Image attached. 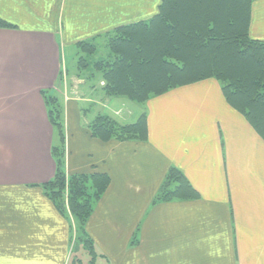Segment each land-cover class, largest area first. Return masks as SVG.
I'll list each match as a JSON object with an SVG mask.
<instances>
[{"label": "crops", "instance_id": "crops-1", "mask_svg": "<svg viewBox=\"0 0 264 264\" xmlns=\"http://www.w3.org/2000/svg\"><path fill=\"white\" fill-rule=\"evenodd\" d=\"M159 3L0 0V18L13 26L0 28V264L74 263L69 215L44 187L56 169L52 148L60 145L66 175L109 178L84 224L95 261L264 264V139L218 80L151 96L136 113L130 100L92 92L82 80L67 90L66 45L147 21ZM248 32L264 41V0L252 1ZM49 97L60 109L63 143L48 118ZM93 101L113 116L92 114ZM142 113L144 139H105L89 127L98 114L123 125ZM171 169L192 197H160L178 186L167 178Z\"/></svg>", "mask_w": 264, "mask_h": 264}, {"label": "trees", "instance_id": "trees-1", "mask_svg": "<svg viewBox=\"0 0 264 264\" xmlns=\"http://www.w3.org/2000/svg\"><path fill=\"white\" fill-rule=\"evenodd\" d=\"M252 1L160 0L157 13L149 20L121 25L110 32L113 34L107 46L111 58L95 63L92 57L96 47L91 40L78 42L76 48L91 57L90 68L93 64L101 71L105 95L136 103L177 86L214 78L222 84L226 100L264 139V41L249 36ZM0 27L13 26L0 18ZM88 58H79L83 59L79 66L88 67L84 62ZM46 101L50 123L63 143L59 106L50 97ZM89 127L93 135L105 139L114 135L144 139L146 118L142 113L133 123L119 125L108 115L98 114ZM60 147L52 148L56 169L44 187L59 210L63 209L61 201L67 188L70 213L83 231L92 205L105 191L109 178L103 173L66 175ZM167 178L177 181L178 186L161 198L194 195L177 170L171 169ZM76 241L82 242L93 264L89 238L80 235Z\"/></svg>", "mask_w": 264, "mask_h": 264}, {"label": "rangeland", "instance_id": "rangeland-1", "mask_svg": "<svg viewBox=\"0 0 264 264\" xmlns=\"http://www.w3.org/2000/svg\"><path fill=\"white\" fill-rule=\"evenodd\" d=\"M250 12H251V7H250ZM19 23L23 24L22 22H19ZM23 26H25V24H23ZM0 28H5V27H0ZM6 28H9V27H6ZM112 34L113 33H109V34L107 33V34L97 37L94 40H91L92 43L95 45L96 51H97V53H95V55L92 57V59L96 61L95 63H97V61L99 62L100 60L103 61L109 57L111 58V56L109 55L107 40H108V37L111 36ZM79 42L81 41L79 40ZM85 57L88 58L85 53L80 52L76 47L66 45V47L64 48L62 73L64 74V82L67 85L66 87L68 91L74 90L75 84L73 83V81L77 79L82 80V82L86 84L85 85L83 83L84 87H87V86L90 87L92 92H96L98 89H103V86H104L103 81H102V84L101 83L99 84V81H100L99 79L102 80L101 75H100L101 71L97 70L93 64H92V68H90V65H91L90 60H92L91 57H89L88 60L86 59L87 61H85L84 59V62L88 64V67L84 68V67L79 66L80 65L78 64L80 63L79 61L83 60V59L79 60V58H85ZM64 94H66L65 90H64ZM116 99L122 100V98H119V97H115L114 100ZM126 102L128 104H131L134 108H136L137 111H135V113L138 112L139 106H142L133 101L132 102L126 101ZM87 104L89 107H91V113L94 115H96L97 112L106 111L105 113L113 116V114L109 112L108 110H106V108L104 110V108L102 107L103 104L100 101L99 102L93 101V103L89 102ZM66 192H67V188H66ZM66 192L63 193L61 202H63L64 204L63 209H65V212L69 215L68 217L70 218V222L72 224L71 235L72 237H74V242L72 243V252L74 254V256H72V259L74 263L69 262L68 264H90V256H88L87 252H85V249H83L84 245L82 244V242L79 243L76 241V238L80 237V235L82 238L84 237L85 239L86 233L84 231V228H83V231L82 230L80 231V229L78 228L77 222L75 221L74 217L70 213L69 206L67 203ZM72 219H73V222H72ZM93 264H106V261L103 257L97 256V259L96 261L95 260L93 261Z\"/></svg>", "mask_w": 264, "mask_h": 264}]
</instances>
